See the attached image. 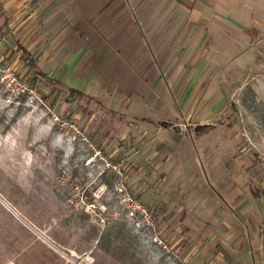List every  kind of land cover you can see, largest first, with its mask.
Segmentation results:
<instances>
[{
	"label": "rangeland",
	"instance_id": "rangeland-1",
	"mask_svg": "<svg viewBox=\"0 0 264 264\" xmlns=\"http://www.w3.org/2000/svg\"><path fill=\"white\" fill-rule=\"evenodd\" d=\"M0 264H264V0H0Z\"/></svg>",
	"mask_w": 264,
	"mask_h": 264
},
{
	"label": "crops",
	"instance_id": "crops-1",
	"mask_svg": "<svg viewBox=\"0 0 264 264\" xmlns=\"http://www.w3.org/2000/svg\"><path fill=\"white\" fill-rule=\"evenodd\" d=\"M188 1H190V0H188ZM197 2H199V0H194V3H197Z\"/></svg>",
	"mask_w": 264,
	"mask_h": 264
}]
</instances>
